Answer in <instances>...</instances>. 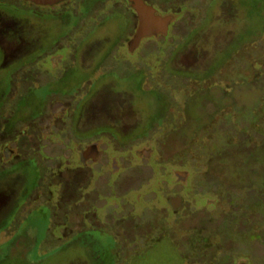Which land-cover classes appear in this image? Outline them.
Returning a JSON list of instances; mask_svg holds the SVG:
<instances>
[{
  "label": "rangeland",
  "instance_id": "rangeland-1",
  "mask_svg": "<svg viewBox=\"0 0 264 264\" xmlns=\"http://www.w3.org/2000/svg\"><path fill=\"white\" fill-rule=\"evenodd\" d=\"M94 3L74 12L75 2L0 0V109L24 101L26 121L40 112L44 87H84L81 113L108 92L127 99L143 129L179 128L37 140L5 136L28 123L3 120L0 110V142L17 155L0 151V264H264V0H177L192 9L178 14L168 39L144 38L139 50L147 74L159 56L178 69L160 89L161 78L147 76L143 88L132 73L135 23L96 26ZM55 59L59 76L49 80ZM69 116L56 128L72 132ZM94 143L98 160L81 168L80 153Z\"/></svg>",
  "mask_w": 264,
  "mask_h": 264
},
{
  "label": "flooded vegetation",
  "instance_id": "flooded-vegetation-1",
  "mask_svg": "<svg viewBox=\"0 0 264 264\" xmlns=\"http://www.w3.org/2000/svg\"><path fill=\"white\" fill-rule=\"evenodd\" d=\"M137 1L138 0H66V1H63L61 3L75 2L73 9H71L75 12V10L77 8H80L81 5L89 6L88 5L89 3L95 2L93 4V6L91 7L90 12L92 14L93 13L98 14L93 19V21L96 22V24H95L96 26L102 25V27H104L107 24H114L116 28L117 27L120 28V26L124 25L130 29L131 26H133L132 22L135 23L136 27H135L134 34H133L132 38L127 42V47H126V50L132 54H136V52H137L136 60L133 63L132 69H131L132 73H141L142 74L143 79H142V83H141L140 87L142 86L143 88L145 87V81H146L147 76L152 74V76L154 75V77L157 76L158 78H161V80L157 79V81L155 82V85L157 87H159L156 89H160V87H162V83H165V85L168 86V83L164 77H166V78H169L171 76L173 77L174 73H176L178 69L171 68L170 61H172V58H169L165 61V60H163L162 57L159 58L160 57L159 56L156 59L157 66L154 67V70L151 69L150 74H147L146 70L142 66L144 64L142 62L144 60L143 56L139 54V50L142 48L141 44H142V41L144 38L141 40V42L137 48H135L134 50H130L129 42L135 36L137 29L140 25V16H139V13H138L137 8H136ZM140 1H142L145 5L152 7L155 10L156 15L163 16V17L169 16V15L174 16V18H173V20L169 26L168 34L165 35L163 33H159L158 35L148 36L150 38L162 36L165 39H168L171 36V31L173 30V29H171L172 24L176 21L178 14L185 11L184 8L186 9V11L189 9H192L191 6L188 7L187 5L178 6L176 4L177 0H140ZM61 3H58V4H61ZM58 4L38 5V6H55ZM35 5H37V4H35ZM203 8L204 7H201V9H203ZM82 18H84V17H82ZM82 18L79 17V21ZM145 38H147V37H145ZM238 42H239V40H238ZM120 44H121V41L119 43V47H120ZM80 56H82L81 60L85 59L84 55H80ZM198 56L201 60L197 64H200V63H202L201 61H203V58H202L203 55H200L198 53ZM8 57H10L11 59H16V58H14L13 54H8ZM87 58H89V57H87ZM87 58L85 61H88ZM8 61L9 60H7V62ZM54 61L58 63V68L54 69L56 71V73L52 72L53 74L50 76L47 74V76H49V80H50V78H53V76L54 77L59 76L57 74V72H58V69L60 68V61H59V59H55ZM166 65H168L167 69H166ZM202 65H203V63H202ZM116 66L117 65H113L111 67L110 66L106 67L105 71L107 70L109 72H114L117 70ZM203 68L197 69V70H203L206 72V70ZM186 69L189 70L190 68H184L182 70H186ZM182 70H179V71H182ZM104 73H103V75H104ZM42 75L45 76V74L40 72V71H38L37 73H35V75H33L32 79L35 81L36 85L37 84L39 85V83L44 82L45 79H43ZM90 79L91 80L88 79L85 82L87 83V82H92L94 80H97V79H94V77L90 78ZM185 79L186 78L182 77V81ZM186 80H188V79H186ZM19 82H21V80H19ZM49 83H52V82H49ZM83 88L84 87H81L76 92L75 91L74 92L69 91L66 93L63 91L61 92V90H59L58 92L53 91V89L48 90L47 87H44L43 88V89H45L43 92V98L44 99H42L37 93L34 92L33 93L34 95L37 94L39 99L41 98L40 99L41 101L37 105L39 107L38 109H40V112L38 114H36L35 116H32L31 118L27 119L26 121L23 120L24 115L22 116L23 117L22 118L21 114H23L24 109L28 108L27 104L25 105L23 103L24 101L22 103L19 102L21 104L17 108L16 104L14 103L15 101H13V103H14L12 105L13 107L12 108L10 107V110L8 113L3 112L4 108L0 109L2 111V113H1L3 116L2 118H3V120L5 119L6 121L10 120V119L14 120V118H12V117L16 114L15 115V119H16L15 125L18 123L27 122L28 123V131L25 130V131H22L18 134H17V132H15L12 135L11 134H9V135L5 134V136H33L37 140H39V139L41 140L44 138L52 139V140H54L56 138V140H57V138L59 136H104V135L109 134L111 136H124L123 138L127 137L130 139V137L133 138L134 136H148L150 134V131L154 130L156 127H158L160 125L164 126V124L169 125L168 130H165L161 133L154 134V136H176V134H174V132H172V129L174 127L179 128L180 123H177V122L172 124L173 127L168 122H163L160 125L155 124L147 130L143 129L142 123L140 122V120L138 118L135 117L134 112L132 110V107H128L124 104V102H126L127 99H125L124 96L117 97L118 95L114 94V93L103 92L99 96L98 95L93 96L91 98L92 100L91 99L89 100V102H90L89 106L90 107H89L88 112H86L84 110V113H81L82 109H84V104H82V103L85 102V95H86L85 92L87 91V90H84ZM6 90H8V87H6ZM6 94L7 93H2L3 98ZM13 94L15 95L14 92L9 94V98H8L7 102H9V101L12 102L11 98H12ZM112 94L114 95V97H116V99L120 102V104H119V102H117L115 100H113V101L110 99H109L110 101L108 100V98ZM106 96H109V97H107V101H105L104 103H106V102H108L109 104L114 103L115 106H112L113 108L109 107L108 105L104 106V103L100 104V102L102 100H104ZM70 97H72V99H74V103H75L74 107H71L70 105L66 104L63 100V99H67ZM98 98H100L101 101L98 102V100H96L97 102H95V99H98ZM14 105H15V107H14ZM16 110H17V112H16ZM12 114H14V115H12ZM18 114L20 115L19 118L17 116ZM68 116H69V120H70V124H69L70 130L72 132L66 133L65 132L66 128L59 129V128H56V125H59L61 123V121H62V123L65 124V119L68 118ZM39 119H41V121H39L38 126L45 130L43 132L39 131V129L35 125ZM130 119L134 120V123H137V125L135 127L131 128L128 132H125V133L121 132L120 131L121 124L124 123L125 121H130ZM100 121H103L105 123L104 130L98 129L96 126L92 127L95 124L96 125L100 124ZM84 127L85 128L88 127V128L85 129ZM82 128H84V130H82ZM152 135H153V133H152ZM0 136H3L2 133H0ZM7 144H8V142L1 141L0 142V151H1V153H3L4 158L6 156H9V158L12 159L14 156H17V155L13 154V151L11 149H9ZM92 146H96V154L94 156L84 155V153H86L88 151V149ZM143 154H145V152ZM98 157H99L98 145L96 143H94V144L88 146L83 152L80 153V167L84 168L88 164V162L95 163L98 160ZM9 158H7V159L9 160ZM3 160H6V159H3ZM179 176H182V174L179 173ZM171 200L173 201V199L171 197L166 196V201H168L170 206L172 204ZM197 263L203 264L201 261L197 262Z\"/></svg>",
  "mask_w": 264,
  "mask_h": 264
},
{
  "label": "water",
  "instance_id": "water-1",
  "mask_svg": "<svg viewBox=\"0 0 264 264\" xmlns=\"http://www.w3.org/2000/svg\"><path fill=\"white\" fill-rule=\"evenodd\" d=\"M37 5H54L66 0H28ZM137 11L140 16V25L133 39L129 42L130 50L137 48L141 40L145 37L158 35L159 33L168 34L169 26L174 18L173 15L159 16L155 14L152 7L145 5L142 1H137ZM96 154V146L88 149L84 155L94 156Z\"/></svg>",
  "mask_w": 264,
  "mask_h": 264
}]
</instances>
